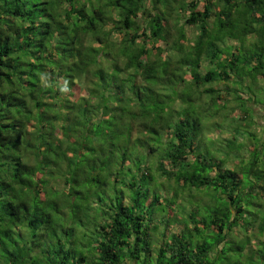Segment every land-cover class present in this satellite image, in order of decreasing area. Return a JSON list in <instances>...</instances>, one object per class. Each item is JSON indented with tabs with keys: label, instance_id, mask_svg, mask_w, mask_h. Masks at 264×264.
Wrapping results in <instances>:
<instances>
[{
	"label": "trees",
	"instance_id": "obj_1",
	"mask_svg": "<svg viewBox=\"0 0 264 264\" xmlns=\"http://www.w3.org/2000/svg\"><path fill=\"white\" fill-rule=\"evenodd\" d=\"M245 90L264 0H0V264H264Z\"/></svg>",
	"mask_w": 264,
	"mask_h": 264
},
{
	"label": "rangeland",
	"instance_id": "obj_2",
	"mask_svg": "<svg viewBox=\"0 0 264 264\" xmlns=\"http://www.w3.org/2000/svg\"><path fill=\"white\" fill-rule=\"evenodd\" d=\"M183 28H184L185 34H186V36L188 38V44L190 45V44H192V42L194 41V39H195V37L197 35V30L193 26H185ZM83 84L85 85V82ZM214 86H218V88L219 87H221V88L224 87L221 84H215ZM258 86L261 87V86H263V84L262 83H258ZM227 87L229 89H232L231 84H229ZM84 89L85 88L79 89V92L81 94H85L86 92H85ZM254 90L255 89H253V91ZM245 92H244L245 94H240L239 93V95L243 99V103L245 102V105L248 108L252 109V111L250 112V115H251L250 118L253 117V121H254V123H256V125H252L251 127H249V129L257 137H262V136H264V93L263 94L261 93V96L260 95L252 96L246 90H245ZM255 93H256V91H255ZM229 97L230 96H226V95L223 94V99L228 100ZM206 99H207L206 97L203 98L204 101ZM224 104L227 106V108L223 110V115H226V117L223 118L222 117L223 115L221 116V113H220V115H215L213 117H208V121H206L204 123L203 128L204 129L205 128L208 129V131H209L208 136L210 138L214 139V141H216L217 143L219 142L218 144L223 143L222 145L224 146V144H225L224 140L225 139H229V140L235 139L236 140L235 143L238 146L241 145L240 149L238 150L237 149L238 147L236 149H234L232 154H230V157L227 159L228 160L227 166L230 167V168H233L235 166V164H236L235 163V158L238 155L247 157V154H248V148L247 147L251 143V141L247 140L246 144H245V141L243 140L244 137L235 134L234 131H233V126H235V125L232 124V122H231L233 120L232 116H234V115H232V112L233 111L236 112L237 109L236 108L230 109V107L236 104L235 101L232 100V102H224ZM260 104H263V105H260ZM209 112L212 114L213 109L211 108V110ZM252 112H253V115L251 114ZM214 121H216L219 126H217V125L214 126V124H215ZM241 124H243V123L241 122ZM212 127H214V128H212ZM250 147H252L251 144H250ZM258 207H259V209H257L258 210L257 212L259 213V215H260V213H262V215H263L264 214V202L258 203ZM154 257L155 256L153 255V258ZM153 258L150 261H148L147 263H144V261H137L136 264H141V263L154 264V259ZM142 260H143V258H142Z\"/></svg>",
	"mask_w": 264,
	"mask_h": 264
},
{
	"label": "water",
	"instance_id": "obj_3",
	"mask_svg": "<svg viewBox=\"0 0 264 264\" xmlns=\"http://www.w3.org/2000/svg\"><path fill=\"white\" fill-rule=\"evenodd\" d=\"M176 264H181V263H176Z\"/></svg>",
	"mask_w": 264,
	"mask_h": 264
}]
</instances>
